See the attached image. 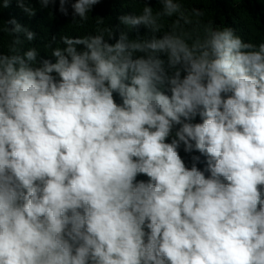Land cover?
Segmentation results:
<instances>
[{"label": "clouds", "instance_id": "obj_1", "mask_svg": "<svg viewBox=\"0 0 264 264\" xmlns=\"http://www.w3.org/2000/svg\"><path fill=\"white\" fill-rule=\"evenodd\" d=\"M58 2L86 20L101 0ZM157 2L118 18L135 37L64 36L54 61L7 21L0 264H264V43L177 33L193 23L181 0Z\"/></svg>", "mask_w": 264, "mask_h": 264}, {"label": "trees", "instance_id": "obj_2", "mask_svg": "<svg viewBox=\"0 0 264 264\" xmlns=\"http://www.w3.org/2000/svg\"><path fill=\"white\" fill-rule=\"evenodd\" d=\"M4 0H0V52L9 53L15 36L8 31L7 21L15 18L20 24L26 26L35 33V39L27 41L23 34L20 38L24 41L23 50L34 47L38 51V59L51 57L53 48L63 47L61 37H85L89 35L103 34L107 39L113 31L118 37L120 31H129L126 26L120 24L119 17L124 14H139L144 8V3H149L154 12L159 11L161 5L157 0H101L86 20L78 17L73 20L71 8L69 15L64 16L59 11V2L55 5L42 7L38 0H26V7L34 10V15H29L17 5L15 0L8 7H3ZM182 9L190 16L193 23L191 26L177 28V33L189 31L193 38L203 37L205 29L212 27H231L245 41L251 42L257 48L264 43V0H181ZM193 9H199L202 13L195 16ZM175 17H162L160 24L162 32L168 31ZM147 30L140 29L139 35H144ZM129 35L135 37L137 32L130 30ZM52 37H56L52 43ZM109 42L114 43V40ZM191 43V41H189ZM82 46H78L80 48ZM119 103V97L116 96ZM199 122V118L197 121ZM181 155L190 166L191 158L181 149ZM191 155L200 156V153L193 152ZM201 170L205 167V157L197 165ZM146 176H138L137 180H147Z\"/></svg>", "mask_w": 264, "mask_h": 264}]
</instances>
